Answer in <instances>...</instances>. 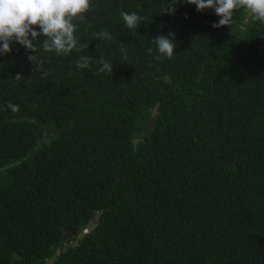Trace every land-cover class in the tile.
<instances>
[{
	"label": "trees",
	"instance_id": "16d2710c",
	"mask_svg": "<svg viewBox=\"0 0 264 264\" xmlns=\"http://www.w3.org/2000/svg\"><path fill=\"white\" fill-rule=\"evenodd\" d=\"M166 3L91 0L74 21L88 47L13 42L0 56V264H47L57 249L52 264H264V22L238 9L214 28L213 9ZM124 11L143 18L136 35ZM170 32L173 57L157 62L146 49ZM101 57L112 74L97 75Z\"/></svg>",
	"mask_w": 264,
	"mask_h": 264
},
{
	"label": "clouds",
	"instance_id": "9594fccd",
	"mask_svg": "<svg viewBox=\"0 0 264 264\" xmlns=\"http://www.w3.org/2000/svg\"><path fill=\"white\" fill-rule=\"evenodd\" d=\"M180 2L181 0H167L161 13L175 15V5ZM186 3L196 5L199 12L213 9L220 17L217 23L212 24L214 28L228 26L232 21L233 13L238 9H243L251 20L264 22V0H186ZM91 7V0H0V56L12 51L13 42H18L32 53L38 51L39 44L43 52L55 53L59 57H67L74 50L81 51L88 45L85 43L80 45L75 35L78 25L74 21L83 22L85 14ZM120 15L126 27L136 35L143 18L136 12L124 11ZM174 36L175 33L170 32L168 35H157L151 39L158 54L153 55V48L149 47L146 49L148 55L157 62L171 59L177 47ZM41 37H43L42 41ZM95 38L100 41H112L111 33L107 30L95 33ZM119 51L127 60L128 50L125 43H120ZM27 59L34 66L33 71H40L43 77L49 75V72L43 71V61L36 54L28 55ZM91 59L90 56L81 55L73 63L78 69H87ZM97 63L100 65L96 69L97 75L112 74L111 62L101 57ZM14 77L17 82L24 78L21 74H16ZM163 82L171 83L168 74H164ZM7 109L18 112L19 105L9 102Z\"/></svg>",
	"mask_w": 264,
	"mask_h": 264
},
{
	"label": "water",
	"instance_id": "95a60500",
	"mask_svg": "<svg viewBox=\"0 0 264 264\" xmlns=\"http://www.w3.org/2000/svg\"><path fill=\"white\" fill-rule=\"evenodd\" d=\"M156 108H157V104L154 106V108H153V110H152V112H151V116L149 117V119H148V121H147V123H146V128H149V127L151 126V124H152V122H153V120H154L153 117H154V115H155V113H156ZM137 142H138V140H134V143H135V144H136ZM98 219H99V213H98L97 215H95L93 221H91L90 223H88V224L86 225V227H85L83 230H81V231L77 234V238H81V237H82L87 231L92 230V229L96 226ZM77 242H78V241H77V239H76L75 241H73V242L71 243V245L74 246L75 244H77ZM66 249H67V246L65 245V246L63 247L62 251H65ZM60 253H61V249H57L56 252H55V254L52 255V256L48 259L47 264H52L53 261H55V260L57 259V257L59 256Z\"/></svg>",
	"mask_w": 264,
	"mask_h": 264
}]
</instances>
